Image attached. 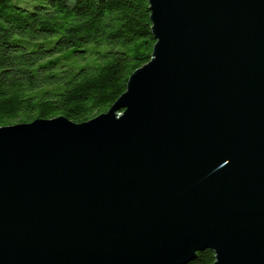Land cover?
Here are the masks:
<instances>
[{
    "label": "water",
    "instance_id": "1",
    "mask_svg": "<svg viewBox=\"0 0 264 264\" xmlns=\"http://www.w3.org/2000/svg\"><path fill=\"white\" fill-rule=\"evenodd\" d=\"M147 1L106 111L0 126V264H264V0Z\"/></svg>",
    "mask_w": 264,
    "mask_h": 264
},
{
    "label": "trees",
    "instance_id": "2",
    "mask_svg": "<svg viewBox=\"0 0 264 264\" xmlns=\"http://www.w3.org/2000/svg\"><path fill=\"white\" fill-rule=\"evenodd\" d=\"M149 16L147 0H0V126L106 111L150 59Z\"/></svg>",
    "mask_w": 264,
    "mask_h": 264
}]
</instances>
